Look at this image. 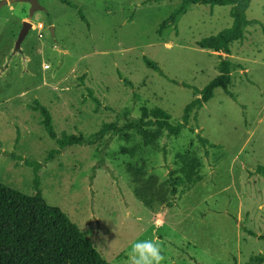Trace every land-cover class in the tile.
Returning <instances> with one entry per match:
<instances>
[{
  "label": "rangeland",
  "instance_id": "1",
  "mask_svg": "<svg viewBox=\"0 0 264 264\" xmlns=\"http://www.w3.org/2000/svg\"><path fill=\"white\" fill-rule=\"evenodd\" d=\"M66 1L38 0L44 11L30 18L28 4L0 0V183L28 196L39 192L109 264H131L137 240L158 243L161 264L249 263L264 249L258 238L264 235V0H251L244 39L225 56L232 98L215 89L176 137L162 132L144 145L129 131L107 146V136L88 142L104 125L138 120L142 108L181 121L196 98L193 89L218 75L219 55L197 42L231 26L230 8L186 0ZM25 21L32 28L14 52ZM37 103L49 113L56 139ZM64 134L84 145L60 150ZM186 152L198 158L201 180L170 195L169 172ZM150 178L147 206L137 192Z\"/></svg>",
  "mask_w": 264,
  "mask_h": 264
},
{
  "label": "trees",
  "instance_id": "2",
  "mask_svg": "<svg viewBox=\"0 0 264 264\" xmlns=\"http://www.w3.org/2000/svg\"><path fill=\"white\" fill-rule=\"evenodd\" d=\"M68 4L66 0H60ZM191 5L228 6L232 19L231 26L216 35L203 38L197 42L198 48L211 51L219 55L217 64L218 75L209 81L202 89L194 88V96L183 109L180 122L171 123L170 116L160 108H142L138 120L118 127L116 124L104 125L88 143L103 140L106 136V146L110 139L124 132H137L144 139V145L152 144L162 132L167 136H178L186 129L191 117L197 118L198 112L212 97L215 89H222L225 94L233 97L228 90L231 82L232 64L225 56L231 54V45L244 39L245 31L250 21L247 20L246 11L251 0H186ZM179 13H174L169 21L161 26L166 27ZM83 19V17H81ZM149 69L160 77L167 78L162 69L155 63L146 61ZM170 82L178 84L176 80ZM182 86L188 87L186 84ZM36 111L43 116L42 125L47 134L56 139L51 117L47 110L36 104ZM153 130V131H150ZM202 145H208L206 139L199 137ZM62 150L72 145H84V140L74 135L64 134L58 141ZM213 147V146H211ZM125 153L132 154V151ZM59 152V151H58ZM55 152V153H58ZM180 166L177 170L169 172V180L165 185H170V195H175L179 187L191 189L201 178L199 176L200 163L198 158L186 152L177 156ZM146 181L148 188L138 190V196L149 206L148 192L151 189V180ZM38 188V187H37ZM164 186L161 187V189ZM253 237L255 234L250 233ZM264 241V235L258 236ZM263 252L250 259L247 264H263ZM0 264H109L98 253L91 242L79 227L73 223L59 208L50 206L42 195H24L15 189L0 183Z\"/></svg>",
  "mask_w": 264,
  "mask_h": 264
},
{
  "label": "clouds",
  "instance_id": "3",
  "mask_svg": "<svg viewBox=\"0 0 264 264\" xmlns=\"http://www.w3.org/2000/svg\"><path fill=\"white\" fill-rule=\"evenodd\" d=\"M131 264H161V246L151 240H137L130 248Z\"/></svg>",
  "mask_w": 264,
  "mask_h": 264
},
{
  "label": "water",
  "instance_id": "4",
  "mask_svg": "<svg viewBox=\"0 0 264 264\" xmlns=\"http://www.w3.org/2000/svg\"><path fill=\"white\" fill-rule=\"evenodd\" d=\"M15 2L26 3L30 6V8H29V17L30 18H32L34 16V14H36L37 12L44 11V8L39 4L38 0H15ZM6 3H7V1H4V4H6ZM31 28H32V24L30 22L25 21L22 23V27H21L18 39H17L16 44H15L14 52L20 51L21 44L24 41V39L26 38V36L28 35ZM50 31H51V35L53 36L54 35V28L51 27Z\"/></svg>",
  "mask_w": 264,
  "mask_h": 264
},
{
  "label": "built area",
  "instance_id": "5",
  "mask_svg": "<svg viewBox=\"0 0 264 264\" xmlns=\"http://www.w3.org/2000/svg\"><path fill=\"white\" fill-rule=\"evenodd\" d=\"M41 36V35H40ZM44 68L46 69V68H48V66H44Z\"/></svg>",
  "mask_w": 264,
  "mask_h": 264
}]
</instances>
